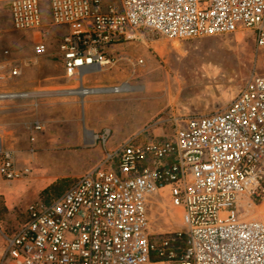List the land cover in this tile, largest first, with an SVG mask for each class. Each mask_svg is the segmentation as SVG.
Instances as JSON below:
<instances>
[{
  "label": "built area",
  "instance_id": "1",
  "mask_svg": "<svg viewBox=\"0 0 264 264\" xmlns=\"http://www.w3.org/2000/svg\"><path fill=\"white\" fill-rule=\"evenodd\" d=\"M47 5L48 18L41 0H11L10 15L15 31L31 34L35 58L47 55L50 28H66L57 51L68 86L55 96L82 103L131 93L127 82L90 79L122 59L114 54L118 46L149 33L186 41L247 32L254 66L230 102L211 113L166 114L114 146L110 129L85 130L84 142L102 147V158L56 199L29 204L15 230L7 232L0 219V264H264V0ZM135 62L144 66L141 58ZM21 63H0V104L37 95L2 88L6 76L21 75ZM167 121L170 137L141 140ZM44 130L32 122L31 141ZM32 174L0 141V177L13 182ZM163 203L181 211L182 230L160 237L153 213Z\"/></svg>",
  "mask_w": 264,
  "mask_h": 264
},
{
  "label": "rangeland",
  "instance_id": "2",
  "mask_svg": "<svg viewBox=\"0 0 264 264\" xmlns=\"http://www.w3.org/2000/svg\"><path fill=\"white\" fill-rule=\"evenodd\" d=\"M41 1L47 11V0ZM7 8L0 12V28L10 26ZM45 17H49L48 11ZM64 34L58 31L47 38L49 51L57 47L58 39ZM30 40L28 33H9L0 44L3 50H12V59L23 62L22 76L15 79L13 85L26 91L42 90L49 95L44 99V108L33 111L34 116L44 122V133L36 137L34 145L27 139L24 150L29 151L30 156L17 157L19 167L30 164L33 168V174L21 181L30 192H35V201L49 202L68 189L73 178L94 164L98 148L84 142H63L75 135L74 128L79 126L74 121H80L79 111L74 99L54 95V91L68 86L62 79L63 69L58 60L31 57L33 43ZM116 49L114 54L122 59L90 79L92 83L106 85L127 82L137 88L133 93L105 96L104 102L91 109V125L107 126L111 130L110 146L140 132L166 114L168 118L172 115L186 117L225 107L244 85L254 66V41L251 34L243 31L186 41H168L149 33L143 40ZM139 58L144 60L143 67L134 65ZM105 113L109 121H103ZM159 127L155 132L145 133L141 140L150 141L155 135L170 137V121ZM17 132L24 135L19 129ZM26 208L15 205L8 211L0 205V219L7 232L24 222ZM153 215L158 236L182 230L181 211L169 209L167 203L157 208ZM3 250L0 238V259Z\"/></svg>",
  "mask_w": 264,
  "mask_h": 264
},
{
  "label": "crops",
  "instance_id": "3",
  "mask_svg": "<svg viewBox=\"0 0 264 264\" xmlns=\"http://www.w3.org/2000/svg\"><path fill=\"white\" fill-rule=\"evenodd\" d=\"M10 1L11 0H0V12H2L5 9V7L8 6L6 12L8 14V17H9L8 21L10 23L9 27L0 28V42H2L4 38H7V35H9V33H25V32H17L12 28V20H11V15H10ZM58 31L66 33L67 30L64 27H53V28H50V35L51 34L53 35L55 32H58ZM28 34L30 35V39H31V34L30 33ZM5 51H8L9 53L5 54ZM11 55H12V50H3L0 44V63H9V65H12L11 67H13L14 65H17L16 63H21L19 62V60L12 59L13 56ZM30 56L34 57L33 47H32ZM48 57H55L58 60L60 66H62L61 58L58 54L57 47L50 51L48 49L47 55L40 57V59L48 58ZM23 69L24 68L21 67V75L16 78L8 79V76H6L2 82V85H1L2 88L6 90H13V91L15 90L16 91H26L22 89H17V87L13 85L15 83V79L22 76ZM28 92L37 93V95L33 96L32 98H28V99L10 101V102H5V103L0 104V141L2 144V148L4 150L11 151L16 161H17V157L27 158L28 156H30L29 151L24 150V147L27 145L26 142L28 138L31 144L34 145V142H35V141L34 142L31 141V137L33 136H32V132L30 131V125L35 120H38L44 124V122L41 119H39L37 116H34L33 111L39 110V107L44 108L43 107L44 99L47 98V96H49V95H45L44 91L42 90L41 91L29 90ZM104 97L105 96H100V95L88 97L82 103L78 101L77 99L72 98L74 99L72 101L77 106L78 111H79V116H80V121L79 122L74 121V124L77 123L79 127H77L76 125V127L74 128L75 135L72 134L68 138L63 139V142H68V143L84 142L85 130H88L91 132H99L105 128H108L107 126L98 128V127L91 125V117H90L91 109L93 108L95 104H100L101 102H104L105 101ZM105 117H106V113L102 117L103 121L104 120L109 121V119L107 120V118ZM69 124L71 125L72 123H69ZM17 129L22 131L24 135H18L17 133L19 132H17ZM38 135L39 134L34 135V136L37 137ZM18 142H20L21 144L20 143L18 144ZM95 148H98L97 156H96L95 161L93 160L94 164L91 165L89 168L94 166L103 156V148L100 146H96ZM25 166H30V164H27ZM21 180H23V178L17 181L9 182L0 177V205L3 206L8 211H11V209L15 205H21L22 207H27L29 204L35 201V198H34L35 192H30L28 187H26L23 181ZM157 260L158 259L155 258L153 261L158 262Z\"/></svg>",
  "mask_w": 264,
  "mask_h": 264
},
{
  "label": "bare ground",
  "instance_id": "4",
  "mask_svg": "<svg viewBox=\"0 0 264 264\" xmlns=\"http://www.w3.org/2000/svg\"><path fill=\"white\" fill-rule=\"evenodd\" d=\"M132 89L130 90L131 93H133L135 90H137V88L135 87H131ZM61 90V89H60ZM45 94V93H44ZM85 103V102H84Z\"/></svg>",
  "mask_w": 264,
  "mask_h": 264
},
{
  "label": "trees",
  "instance_id": "5",
  "mask_svg": "<svg viewBox=\"0 0 264 264\" xmlns=\"http://www.w3.org/2000/svg\"><path fill=\"white\" fill-rule=\"evenodd\" d=\"M156 261V260H155Z\"/></svg>",
  "mask_w": 264,
  "mask_h": 264
}]
</instances>
